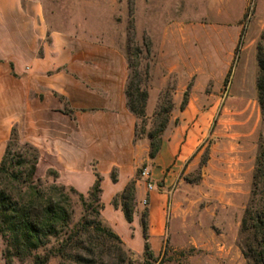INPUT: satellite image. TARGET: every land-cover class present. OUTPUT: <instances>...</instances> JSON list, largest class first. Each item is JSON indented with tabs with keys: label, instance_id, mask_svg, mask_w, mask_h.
Instances as JSON below:
<instances>
[{
	"label": "rangeland",
	"instance_id": "obj_1",
	"mask_svg": "<svg viewBox=\"0 0 264 264\" xmlns=\"http://www.w3.org/2000/svg\"><path fill=\"white\" fill-rule=\"evenodd\" d=\"M263 24L264 1L257 0H0V159L11 129L19 141L25 132L36 68L29 64L45 50L58 52L53 35L115 49L125 62V83L128 58L147 93L143 123L135 119L148 162L134 176L143 188L139 218L155 194L162 227L148 241L151 256L123 245L124 264H244L239 221L256 160L264 156L255 89ZM158 107L167 119L154 158L167 167L150 177L147 133L160 122ZM74 210L75 220L80 209ZM10 264L30 261L13 257ZM47 264L74 263L54 256Z\"/></svg>",
	"mask_w": 264,
	"mask_h": 264
},
{
	"label": "crops",
	"instance_id": "obj_2",
	"mask_svg": "<svg viewBox=\"0 0 264 264\" xmlns=\"http://www.w3.org/2000/svg\"><path fill=\"white\" fill-rule=\"evenodd\" d=\"M257 10L258 5L255 13ZM59 38L56 34L52 36L51 45L58 49L54 56L45 50L42 58L34 59L33 67L29 64L30 70L36 68L33 80H29L28 92L32 96L24 105L26 128L21 141L37 150V175L51 169L56 173V182L79 193L86 194L95 170L101 176L103 222L126 247L141 253L142 182H135L136 204L130 223L119 208L111 205L112 197L135 176L136 168L148 163L146 146L133 140L135 117L125 105L124 59L115 49L76 41L64 43ZM63 105L70 112L63 111ZM166 167L167 162L157 156L146 169L150 170V177H158ZM112 169L116 171L114 182L109 177ZM155 204V194H149L146 217L149 243L162 229L154 215ZM0 264H3L1 257Z\"/></svg>",
	"mask_w": 264,
	"mask_h": 264
},
{
	"label": "trees",
	"instance_id": "obj_3",
	"mask_svg": "<svg viewBox=\"0 0 264 264\" xmlns=\"http://www.w3.org/2000/svg\"><path fill=\"white\" fill-rule=\"evenodd\" d=\"M255 49V89L264 121V30L259 34ZM237 50L236 47L234 53ZM128 61L127 58L130 72L124 86L125 105L135 119L143 123L147 93L140 86L142 82L136 66ZM185 95L183 93L181 105L185 103ZM63 111L70 112L65 105ZM155 117L161 119L157 127L147 133L149 159H153L159 149V135L165 126L167 110L158 107ZM135 127L136 122L133 140H136ZM37 161V150L29 143L19 141L15 130L11 129L0 159V255L3 264H10L13 257L28 258L30 264H47L54 256L74 264H105L104 257L109 264H124V244L101 218V176L93 170L94 181L86 194H82L56 182L53 171L48 170L44 176L37 175ZM109 177L113 182L116 180L115 169ZM251 186L239 221L238 243L244 264H264V156L256 160ZM134 190L135 177L111 199V205L121 210L127 223L131 222L134 211ZM74 206L80 209L75 220ZM146 217L143 212L139 218L142 253L151 256Z\"/></svg>",
	"mask_w": 264,
	"mask_h": 264
},
{
	"label": "built area",
	"instance_id": "obj_4",
	"mask_svg": "<svg viewBox=\"0 0 264 264\" xmlns=\"http://www.w3.org/2000/svg\"><path fill=\"white\" fill-rule=\"evenodd\" d=\"M142 174H144V175H145V174H146V173H145V171H144V172H142Z\"/></svg>",
	"mask_w": 264,
	"mask_h": 264
}]
</instances>
